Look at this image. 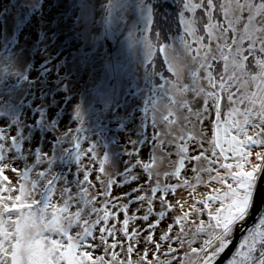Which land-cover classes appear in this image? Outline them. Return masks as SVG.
I'll list each match as a JSON object with an SVG mask.
<instances>
[{
	"label": "snow or ice",
	"instance_id": "obj_1",
	"mask_svg": "<svg viewBox=\"0 0 264 264\" xmlns=\"http://www.w3.org/2000/svg\"><path fill=\"white\" fill-rule=\"evenodd\" d=\"M0 39V264H264V0H31Z\"/></svg>",
	"mask_w": 264,
	"mask_h": 264
},
{
	"label": "rangeland",
	"instance_id": "obj_2",
	"mask_svg": "<svg viewBox=\"0 0 264 264\" xmlns=\"http://www.w3.org/2000/svg\"><path fill=\"white\" fill-rule=\"evenodd\" d=\"M31 2V0H0V33H3L4 30L6 29V35L8 37H11L12 33H13V25H14V18H18L22 15L21 13V7L23 5L27 6V4ZM96 19H100L99 17H96ZM33 20V19H32ZM100 32H103V26L100 25ZM168 27H165V32L167 31ZM176 28L174 29L173 32H175ZM24 31L25 35H28V33ZM35 35V32L33 34ZM139 35V34H138ZM125 36L126 33L122 36L119 37V39H115V38H109L108 40L104 41V48L103 50L105 52H109V59L111 60V62L113 64H115L116 62H119L122 65L125 66H135V63L137 61V59L143 55L142 50L138 49V48H133L130 49L127 46V43L125 41ZM23 41H21L22 43ZM163 42L165 43H172V34L168 35V39L164 40ZM3 43V40L0 39V44ZM13 50H15V46H12ZM109 49H111V51H109ZM73 55L76 54V49L72 48L70 50ZM9 55L8 52H5L3 50L2 47H0V68H2L3 65V57ZM27 55V54H25ZM64 57H68L69 59H71V57H69V54H67ZM40 58H36V63H37V69L39 67L38 61ZM14 71V69H12ZM166 70V69H165ZM35 74V73H33ZM63 74V73H61ZM170 75V74H169ZM100 78L103 77V73L99 74ZM100 78L97 79H93L92 76H90L87 73H81L80 75H76L75 78L73 79V84L72 87H74L76 89V92L73 93L74 96H76V99H73L71 103H69L67 105V110L70 112L73 105H75L78 100L79 102L82 104V107L84 108L85 106L87 107L84 111V119H85V126H89L91 127L93 125L94 121V115L91 111H89L90 108L95 107L96 106V93L94 91L95 87L97 84L100 83ZM11 81H15V77H11L10 78ZM162 82V81H161ZM22 86H23V82ZM142 86V85H141ZM63 96V94H62ZM58 97V96H57ZM127 99L129 101L132 100V97L129 96L127 97ZM121 103H123V98L121 100ZM123 112V109H121V113ZM68 123V117L65 116L63 122L60 125L61 130L64 128L65 124ZM208 123L210 124L211 121H208ZM109 124V128L111 131L115 132L116 129H114L116 127V122L115 121H110L108 122ZM77 124H72L71 127H76ZM200 126H197V131H199ZM206 131V135H205V139H210L211 138V133ZM205 147L207 148L208 145L207 143H205ZM264 149H261L259 147L254 148V151H261ZM159 155V153H157ZM191 154V153H190ZM173 159H175V157H173ZM165 164H167V161H165ZM161 170H164L163 168ZM205 180H207V175H205L204 177ZM212 187H218V185H212ZM208 188L204 187V186H200L197 188V198H199L202 194L207 193ZM177 197L181 200H187V204H185V210H187V207L189 204L192 203L191 199L187 198V192L184 189H180L178 190V192L176 193ZM178 213H173V215H176ZM206 219V216L204 217ZM192 219H195V217H192ZM178 231V229H177ZM194 246H198V245H194Z\"/></svg>",
	"mask_w": 264,
	"mask_h": 264
},
{
	"label": "trees",
	"instance_id": "obj_3",
	"mask_svg": "<svg viewBox=\"0 0 264 264\" xmlns=\"http://www.w3.org/2000/svg\"><path fill=\"white\" fill-rule=\"evenodd\" d=\"M165 7H166V9L169 11V15H171V9H170V8H167V5H166ZM61 10H62V9H61ZM26 11H27V6L23 5V6L21 7V13L24 14ZM57 11H58L57 9H53L51 15H55ZM69 14H71V13H69ZM97 20H98V19H97ZM35 25H36V19H35V17H33V20H32V22H31V24H29V25L24 29L25 32L28 33V34H33V33L35 32V30H36V29H35ZM98 27H100V25H98ZM165 27H169V26L166 25ZM170 27H171V32L166 31L167 36H168L169 34H172V32L174 31V29L176 28V26H175L174 24H173V25H170ZM163 41H164V39H163V37H162V38H161V42H163ZM62 42H63V40H62ZM71 49H72V47H71V45H69V49L64 51V56H66L67 54H69V51H70ZM38 58H39V57H38ZM162 58H163L162 55H160V56L157 57L158 60H162ZM62 99H63L62 94H61L60 96L57 97V100H62ZM86 108H87V107L85 106L84 109H86ZM84 127H85V129H89V128H90L89 126H85V125H84ZM114 129H116V127H115ZM111 132L114 133L113 131H111ZM84 135H91V133L86 131V132L84 133Z\"/></svg>",
	"mask_w": 264,
	"mask_h": 264
}]
</instances>
